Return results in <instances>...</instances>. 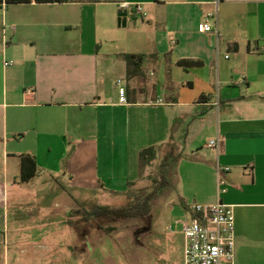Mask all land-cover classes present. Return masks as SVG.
<instances>
[{"label":"crops","instance_id":"obj_1","mask_svg":"<svg viewBox=\"0 0 264 264\" xmlns=\"http://www.w3.org/2000/svg\"><path fill=\"white\" fill-rule=\"evenodd\" d=\"M213 1L0 6V264L26 261L2 253L9 198L60 177L127 196L151 145L179 156L185 216L194 203L233 205L236 264H264V0ZM111 41L120 47L99 46ZM120 53L145 58L130 74Z\"/></svg>","mask_w":264,"mask_h":264},{"label":"rangeland","instance_id":"obj_2","mask_svg":"<svg viewBox=\"0 0 264 264\" xmlns=\"http://www.w3.org/2000/svg\"><path fill=\"white\" fill-rule=\"evenodd\" d=\"M99 46L120 44L111 41ZM161 161L162 155L144 169L130 193L152 189L154 179H160ZM169 170L170 183L164 187L150 217L141 224H115V230L92 227L82 214L96 204L118 206L127 201V196L94 186L75 188L68 177L51 178L43 185V194L9 198L6 214L10 236L2 253L9 254L11 261L15 257L24 259L25 264H184L180 226L175 225L172 231L169 226L187 217L178 205L175 171Z\"/></svg>","mask_w":264,"mask_h":264},{"label":"built area","instance_id":"obj_3","mask_svg":"<svg viewBox=\"0 0 264 264\" xmlns=\"http://www.w3.org/2000/svg\"><path fill=\"white\" fill-rule=\"evenodd\" d=\"M220 0L213 3L218 10ZM129 7V3H122ZM137 13L145 17L140 4L135 5ZM201 32L212 31L208 22L199 26ZM7 64V63H6ZM120 84L121 81L119 80ZM120 100L127 102L124 87H120ZM163 103L162 99L156 101ZM209 147L219 148V138L209 141ZM228 170L229 168H225ZM192 217L178 220L170 225L180 226L184 240V264H236V229L233 205L217 202L214 204L194 203L191 205Z\"/></svg>","mask_w":264,"mask_h":264},{"label":"trees","instance_id":"obj_4","mask_svg":"<svg viewBox=\"0 0 264 264\" xmlns=\"http://www.w3.org/2000/svg\"><path fill=\"white\" fill-rule=\"evenodd\" d=\"M66 0H0V6L3 4H17V3H56L65 2ZM122 13V11H121ZM119 57L123 58L128 66L130 74L132 73V68H135L141 64L144 60V55H136L132 53H120ZM185 68L190 66H198L201 64L199 61L193 60H183L180 62ZM204 99V97L202 98ZM168 148V150H166ZM162 154V171L160 174V179H154V184L151 190L141 189L134 193H130L131 187L136 183L131 182L129 192H127V201L118 205H100L96 204L92 206V209L86 210L82 214L84 221H90L92 227H99L103 231L115 230V224H124L125 226H130L132 224H141L145 222L151 215L152 209L156 204V201L161 197L164 192V187L167 186L170 181L168 177L169 169H174L176 163L179 160V156L176 154L174 148L170 145L163 147L151 145L142 149L139 152V163L141 168V176L144 169L151 165L154 160L159 158ZM34 161L30 156L23 157V181H28L32 177L27 176L25 171V166L27 161ZM176 175V171L174 172ZM177 177V175H176ZM177 184H178V179ZM161 194V195H160ZM93 222V223H92Z\"/></svg>","mask_w":264,"mask_h":264},{"label":"water","instance_id":"obj_5","mask_svg":"<svg viewBox=\"0 0 264 264\" xmlns=\"http://www.w3.org/2000/svg\"><path fill=\"white\" fill-rule=\"evenodd\" d=\"M125 15V13H120V20H122V17Z\"/></svg>","mask_w":264,"mask_h":264}]
</instances>
